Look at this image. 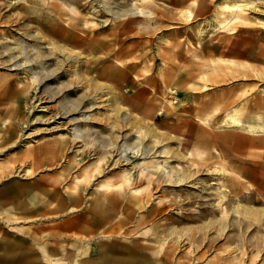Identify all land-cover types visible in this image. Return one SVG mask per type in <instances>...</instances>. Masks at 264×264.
Returning a JSON list of instances; mask_svg holds the SVG:
<instances>
[{
  "label": "rangeland",
  "instance_id": "374dc122",
  "mask_svg": "<svg viewBox=\"0 0 264 264\" xmlns=\"http://www.w3.org/2000/svg\"><path fill=\"white\" fill-rule=\"evenodd\" d=\"M137 1L138 6L152 12L159 23L158 30L140 28L136 24L141 19L139 15L112 19L93 0H0V22L13 24L0 27V33L5 31L11 38H20L16 29L42 33L44 44L66 49L77 58L76 63L64 68L77 69V75L62 78L76 89L73 97L79 100V95H95L100 91L102 96H98V104H106V98L111 95L114 99L112 107L122 110V113L126 111L131 116L125 128V123L117 117L120 113L113 115L102 107V114L94 115L92 119L94 133L86 146L82 147V143L77 142L64 155L42 157L38 161L28 159L26 167L22 164L19 168L21 163L18 159L23 157L26 150L53 140L48 136L50 132L32 134L30 138L22 137L21 140V132L31 130L34 126L38 130L56 126V122L61 120L42 122L57 110V106H50L51 114L38 109L29 110L32 97L25 99L24 106L18 100L16 90L27 80L15 72H1L11 76L3 88L0 87V113L9 110L10 115L4 117L8 121L7 127L15 129L12 141L17 139V144H4L7 134L0 139V171L5 173L1 175L0 190H3L4 182L10 181L43 184L42 190L38 191V201L32 203L33 208L39 207L38 211L33 214L32 210L26 211L30 219H15L12 215L8 217L5 211H0V215L3 213L7 220H0L3 226L0 231L4 237L6 234L9 236V249L5 250L8 253L15 244L26 242L25 239L28 240L31 233L36 232L34 224L39 222L50 227L46 233L40 234L43 235L41 242L44 246L47 243L56 245L57 242L53 243L54 236H60L58 240L61 237H84L93 243L94 248L97 239L98 242L102 241L104 248L114 251V248L123 245L129 251L133 250L152 260H168L170 264H206L215 255L231 260L239 251L236 248L243 244V239L236 227L227 226V231H222L220 226L226 223L250 224L247 236L254 234L256 238L264 234V212L255 218L252 215L244 218L240 214L229 213L225 219L220 217L219 210L215 208V196L211 194L213 189L220 186L217 185L220 180L227 183L226 186L232 191L231 199L226 204L230 211L238 198L241 204L264 210V135L256 136L243 130L227 128L218 130L225 116L224 111L228 109V101L238 103L237 117L244 124L256 118L264 121V109H259L258 113L252 111L254 104L264 103L256 99L257 88H264V80L255 76L256 70L264 71V0L255 1L253 10L246 11L248 23L239 25L230 34L226 30L231 25L214 29L212 25L203 26L220 12L223 0H196V3L194 0ZM102 4L124 5L127 8L131 0H104ZM187 10L193 15L191 20L184 19L182 13ZM25 24L28 27H24ZM202 26L204 33L200 35L198 28ZM229 48L248 51V55L240 57L239 53H230ZM62 53L55 50L58 62ZM53 63L56 64L55 61ZM243 71L244 75L241 74ZM204 85L210 88L202 90ZM228 91H231L229 96H235L224 100L226 108L221 106L224 103H220L216 110L207 108L196 111L191 108L203 107L211 96ZM170 102L176 111L158 114L165 106L170 108ZM24 116L31 119L38 117L41 124L30 123L34 126L22 129L18 119ZM196 117L209 125L199 124ZM183 121L194 128H203L202 133L196 136L197 141ZM178 124L180 128L176 127ZM59 125L58 131L66 133L63 126L60 128ZM228 132H233L234 136L222 138L221 135ZM146 133H154L161 139L173 156V161L167 162L169 167L176 169L180 166L188 175H193V182L198 184L196 188L169 186L167 178L171 177H162L148 185L145 179L138 178L135 169L131 189H107V184H120V168L127 169L132 165L110 168L112 156L108 155L114 154L113 148L105 152L106 160L99 164L97 154L101 151L100 144L116 145L122 134L148 144L151 139ZM182 146L191 151L190 156L181 153ZM134 155H129V162L135 159ZM193 164L195 166L192 167ZM23 166L29 167L33 175L24 177L21 171ZM212 169L218 170L214 171L216 175L209 172ZM102 183L104 186L101 187ZM132 188L136 191L132 192ZM24 191L13 199L24 194ZM69 197H73L74 201ZM211 207L215 208L214 213L208 211L203 218L196 217L204 208ZM54 224H59V228L53 229ZM259 245V251H254L257 256L255 264H264V242ZM204 250L207 251L204 261L194 260V256ZM246 253L249 254V251ZM0 257L3 259L0 262L2 264L9 255L1 253ZM77 259H83V254L78 255ZM226 260L218 262L222 264ZM73 262L68 260V264H75ZM235 264L245 262L236 261Z\"/></svg>",
  "mask_w": 264,
  "mask_h": 264
},
{
  "label": "bare ground",
  "instance_id": "6f19581e",
  "mask_svg": "<svg viewBox=\"0 0 264 264\" xmlns=\"http://www.w3.org/2000/svg\"><path fill=\"white\" fill-rule=\"evenodd\" d=\"M55 1H60V0H55ZM93 1L95 4L96 3L98 4V7H101V8L103 7L102 10L105 11V13L108 16H110V18L112 19H124L130 16H133V15H139L141 16V19L138 20L136 24L140 28L158 30L157 27L159 23L154 19L152 12L138 6L139 1L137 0H131V4L127 8H124L125 7L124 5L123 7H121L120 5L107 6L105 4H102L104 0H93ZM255 1L258 2L259 0H248V1L247 0H223L220 5V12L216 14L212 19H210L211 20L210 22L205 21L206 23H203L204 24L203 26L212 25V29H214V28H224V27L227 28L226 26L231 25V27L227 28L226 31L228 32V34L234 33V30L236 27L242 24L246 25L248 23L246 11L253 10L252 4ZM193 2L196 3V0H194ZM182 14L185 15L184 19L186 20H191L193 17L190 10H187L185 13H182ZM12 25H13L12 23L5 24V23L0 22V27H9ZM169 26L172 27L173 25H169ZM203 26L198 28V32L200 35H203L204 33ZM24 27H28V25L25 24ZM16 32L17 34L20 35V38H11L9 36L10 34L8 35L5 31L3 33H0V80H4L6 78L7 80H9L10 78L8 77L11 76V75H3L4 73H1V72H15V74H21V78L26 79L27 81H24L25 83H23L20 86V88L18 87L16 88L17 93L19 94L18 100H20L24 104V106H26L25 99L26 100L29 98L31 99L32 97V102L29 105V110L32 109L33 111V110L38 109L40 111L41 110L46 111V113L50 112L49 111L50 106L56 105L57 110L55 111V109L53 108L55 112L52 114L50 112L51 114L50 117L42 120V122H46V121L52 122V121H56L57 119H59L61 120V122H56V123L58 125L61 124V126L59 125V127L61 128L63 126L62 128H64V130L67 131L66 133L59 132L58 125L56 126L53 125L51 127H46V128H42L38 130L36 129L34 125L30 124V123L36 124V122L41 124V120L38 117H34L31 119L30 117L27 118V116H24L22 118H19L18 124L20 125V128L23 129L26 126H34L33 128H31V130L27 129V131L29 132L27 131L21 132L20 134L21 136L19 137L20 139L22 137L30 138L34 134L37 135V134H40L41 132H50L48 136H51V139H53L46 145H42L37 148L26 150L23 153V157L18 159V162L21 163V165H19V168L22 166V164L26 167V161L28 159L38 161L42 157L49 158V157H54L58 155L59 156L64 155L63 153H66L72 150L74 147V143H77V142H81L82 147L86 146L89 143V141L92 139V134L94 133V130L91 127V124L93 123L92 119H94V115L102 114L100 112V109L102 107H104V110L106 112L109 111L110 114L118 115L120 113V115L117 117L120 118V121L123 124L125 123L124 125L126 128V124H127L126 122H129L128 119H130L131 116H129L128 113L124 110H123L124 112L122 113L121 112L122 110L120 111L118 109H115L116 107L115 108L112 107L114 99L111 97V95L106 98L107 103L102 106L98 104L96 101L97 98H100L98 96L100 95L102 96V93L100 91H97L95 95H92V94L79 95L80 97L79 100L73 97V94L75 93L76 89H74V87L68 84L66 81L62 80V78H69L70 76L77 75V69L75 68H70L68 70L64 69L65 66H68L69 64L77 62V58L73 56L70 51L66 49H61L59 47H56L55 45L44 44L43 42L44 36L40 32H35V31L33 32L28 29L27 30L19 29V31L16 29ZM54 49L60 53L63 52L62 58L58 56L60 58L59 62L57 61V58L55 57L56 54H55ZM64 51H67V52L64 53ZM229 52L239 53V56L240 57L243 56V58L246 55H248V51H245V52L239 51L238 48H235L233 50L229 48ZM117 56H119L118 53H117ZM53 61H55L56 64H54ZM262 61H264V58H262ZM88 64L89 63H87V65ZM241 74L244 75L245 72L243 71V73ZM255 76L260 80H264V71L256 70ZM41 87L43 89H41ZM202 88H203L202 90H207L210 87L204 85L202 86ZM234 90H236V88H234ZM257 91H258V97H256V99L264 102V88L258 87ZM33 92H35V94H32ZM230 92L231 91L224 92L223 94H220V95H213L207 102H205V105L203 107H200V108L191 107V108L196 111H202L203 109H207V108H213L214 110H216L217 106H219L220 103H224L221 106L226 108L225 101L228 98L231 99L232 97L235 96V95L229 96ZM171 93H173L172 90H171ZM103 101H105V99ZM228 102H229L228 109L224 111L225 116L223 120L220 122L221 124L218 126V130L227 128L229 130H243V131H246L248 134L256 135V136L264 135V121H260L258 118H256L253 121H250L244 124L237 117V114L239 113L238 103L232 104L231 101H228ZM171 103L172 102H170V104ZM175 108L176 107L173 104H171L170 108L165 106L164 109L162 108L163 110L158 111V114H162L163 111L164 112L168 111V113H173L176 111ZM261 108L264 109V103L260 105L254 104V107H252V111L254 113H258L260 112L259 109ZM195 120L199 122V124L201 125H204V126L209 125L204 120L198 117H196ZM0 121H2L0 122L1 123L0 139L2 138L3 135L5 136L7 134L4 137L3 143L6 144L8 142V145L10 146L17 144V139L16 141L14 140L12 141L13 139L12 134L15 133V129L7 127L6 123L8 121L4 116L0 118ZM183 122H184V125H187L188 127H190V130L192 131V135L193 137H195V140H196V136H198V133L199 134L202 133L203 128L200 126L194 128L190 126L186 121H183ZM176 127L180 128V125L178 124ZM8 132H10L11 134H8ZM146 134L151 139V141L148 142V144H143L142 142H138L137 140H134L133 138H129L127 134H122V135L120 134L121 136L116 145H113L112 143H109V144L101 143L100 144L101 151L100 153L97 154V160L99 164H103L105 162L106 157H107L105 152L107 150H110V148H113L114 154L112 153L109 154L108 152L109 154L108 156H112V160L110 161L112 164L111 163L109 164L110 168L122 167V166H125L126 164L132 165L131 167L127 169L120 168V171H119V174H120L119 177L121 178L120 184L118 185L107 184V189L109 191L111 190L115 191V189L118 191V188H122L123 190V187H127L131 189L132 184H134L132 183V181L134 180V170L135 169H137L138 178L145 179L148 185H150L152 182L156 181L157 179H161L162 177H171L170 179L167 178L168 180L167 185L169 186H174V187L188 186V187L196 188L198 184H196V182H193L194 179L191 178L193 177V175L191 176L188 175V173H186L180 166H177V167L175 166L176 169L171 168V166L169 167L167 162H172L173 156L170 153V149L167 148L166 145H164V143H162L161 139L158 138L154 133H146ZM221 136L222 138H231L232 136H234V133L228 132ZM239 136L240 135L238 134V137ZM28 142L30 144L29 140ZM77 147H80V146H77ZM159 147L161 149H159ZM181 151L183 155L185 154V156H190L191 151L189 152V149H187L185 146H182ZM89 154H90V151H89ZM129 155L131 156L134 155L133 157H135V159L129 162L130 160ZM162 157H164L163 160H161ZM35 164H36V161H35ZM24 166L21 169V171H23V176L29 177L30 174H32L33 172H31L32 170L30 171L29 167L24 168ZM193 166L195 165L193 164L192 167ZM96 169H98V163L96 164ZM214 171H218V170L212 169L209 172L215 173L214 175H216V172ZM174 172H177V174H174ZM223 172L224 170H222V174ZM1 175H5L3 170L0 171V179L3 178ZM220 182L221 181L219 180V182L217 183V185H220V186L213 189L211 192V194L215 196V201H214L215 208L219 210L220 217L225 218L226 216H228L229 213L231 214L236 213V214H240L239 215L240 217L243 216L245 218V217H249L250 215H252L255 218L260 213L264 212V210L253 208L246 204H241L240 198L236 200V204H234L233 208L230 211L226 204L231 199L230 193L232 191L230 188H228L229 186H226L227 183L225 184L224 182H221V183ZM211 184L215 185L216 182H212ZM100 186L102 187L104 186V184L102 183ZM22 190H26V187L24 184H18L15 182H6V183L4 182L3 191L0 192V211L6 210L7 214H13V213H10L12 212V210H9L8 208L9 205L11 204L10 203L11 201L9 199L10 198L13 199V197L19 192H22ZM134 191L136 190L132 188V192ZM244 192H247V190ZM244 197L246 196L244 195ZM115 199L116 201L118 200L117 198ZM132 199L135 201L140 200V198H132ZM213 208L214 207H211L208 209L204 208L201 212L196 214V217L199 219L203 218L205 215L208 214V211L214 213L215 208L214 209ZM223 218H221V220ZM0 220L5 221V222L7 221L4 218L3 213L0 215ZM4 225H6L7 228L10 227L9 224H4ZM227 226L228 228L230 226L236 227V229L240 233L239 235L243 239L242 241L243 244L242 245L240 244V246L236 248L239 251L235 253L234 257L231 260H229L228 257H222V256L215 255V257L211 260H208L206 264H220L218 262L219 260H221L222 262V260H226V259L227 260L224 261L222 264H235L236 261H238V263L245 262V264H255V261H256L255 257L257 256L254 254V251L256 252L259 251L260 242L261 243L264 242V234H261L259 237H256V238L254 237V234L253 236H247L246 232L248 231L250 224L242 225L238 223L237 224H231V223L227 224L226 223V225L224 224L220 226L222 228L220 229L222 231L223 230L225 231ZM2 228L3 226L2 224H0V229ZM35 231H36L35 233L34 232L31 233L30 237L28 238L26 242H23L20 245L15 244V247L9 253L8 251H5L8 248L9 243H10L9 236L6 234V237H4L0 231V254L3 253V255H7V254L9 255V257L2 264H68V260L75 261L73 262L75 264H170L168 260H163V261H159L158 259L152 260L150 259V257L143 256L142 254H138L134 252L133 250L129 251L128 248H125V246L123 245L119 248H114V251H113V250H110L109 248H104V246L97 245V244H95V248H94L92 247L93 243L91 241L89 242L79 241L78 239H77L78 243L81 244V248H80L81 252L72 253L71 255H68L69 257L62 255L63 258H61L62 256L60 255V253L56 252L59 249V246L57 244L53 246L49 245V243H47L46 246L42 244L41 237L43 235L41 236L40 234H42L43 231H45L44 227L39 224L35 225ZM64 244L65 245L63 246V248H65L67 251H70V253L75 250L74 244L70 242H67ZM205 250L198 253L196 256H194V260L203 259L207 252ZM246 251L247 252L249 251V254H247ZM112 252H115V253L112 254ZM81 254H83V259L78 261L79 259H77V257L78 255H81ZM2 260L3 259L0 257V262Z\"/></svg>",
  "mask_w": 264,
  "mask_h": 264
},
{
  "label": "crops",
  "instance_id": "0c3cea01",
  "mask_svg": "<svg viewBox=\"0 0 264 264\" xmlns=\"http://www.w3.org/2000/svg\"><path fill=\"white\" fill-rule=\"evenodd\" d=\"M6 80H7V78L4 79V80H0V87L3 88V84L6 82ZM5 89L8 90V88H5ZM8 115H10L8 109L7 110H3L0 113V116H8ZM18 182L23 183L25 185V187H27L26 186V184H27L28 188L26 189V191H24V194L16 196L15 197L16 199L10 200L11 204L9 205L8 208H9V210H12V212H10V213H13V214H7V211L6 210H4V211L7 214V216L12 215L15 219H23V220L30 219V215H28L26 213V211L27 210H32V212H31L32 214L38 211L39 207L33 208L32 207V203L34 204V203H36L38 201V198H39L38 197V195H39L38 191L42 190V187H43L42 185L43 184L42 185L40 183L32 184V183L21 182V181H18ZM2 191L3 190L1 189L0 192H2ZM30 198H32V199L30 200ZM69 199L71 201H74L73 197H69ZM40 211H41V209H40ZM38 220H40V219H38ZM34 225H38V224H34ZM39 225L43 226V224H41L40 222H39ZM59 226H60L59 224H54V226L52 228L53 229H57V228H59ZM43 227H44L45 231H43L42 234L46 233L47 229H50V227H48V226H43ZM57 237L59 238L60 236H54L53 237V243L57 242V245L59 246V249L56 252L60 253L61 256L62 255L63 256H68V255H71L72 253L81 252V250H80L81 244L78 243V240L79 241H88V242L90 241L89 239L84 238V237L71 238V239H70V237H61L60 240H58ZM96 240H95V244L101 245L102 241L98 242ZM25 241H27V240L25 239ZM60 242H64V243L70 242V243L74 244L75 245V250L70 253V251H67L65 248H63V246L65 245L64 243H63V245H59ZM63 256L61 258H63Z\"/></svg>",
  "mask_w": 264,
  "mask_h": 264
}]
</instances>
